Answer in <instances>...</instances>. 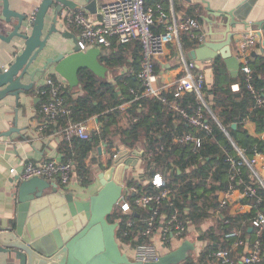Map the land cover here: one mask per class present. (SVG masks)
<instances>
[{
	"label": "trees",
	"instance_id": "16d2710c",
	"mask_svg": "<svg viewBox=\"0 0 264 264\" xmlns=\"http://www.w3.org/2000/svg\"><path fill=\"white\" fill-rule=\"evenodd\" d=\"M157 1L161 3L159 0H146V6H154ZM186 12L192 14V9L188 8ZM193 18L200 20L196 14ZM163 23H156L153 30L155 32L163 31ZM180 42L185 51H189L199 44L187 32L180 34ZM140 59L141 45L138 41L122 44L113 40L110 49L100 54L99 57L100 63L113 74V81H108L106 77L99 78L89 70L83 69L78 74V86L71 89L68 86L65 87L63 95L70 104L71 112L68 117L60 118V121L80 122L96 115L102 122V126L97 130L90 131L86 139L73 137L70 141H63L60 148L63 153L62 158L73 161L74 173L81 185L86 187L95 179L94 165L101 171L105 170L101 163L97 164L96 160L91 157L92 150L101 141L107 145L106 149L109 155L107 166L112 163L113 147L124 146L129 149L141 147L145 153L151 154V158L142 163L143 173L140 180L130 179L127 172L124 176V185L136 184L141 192H152L150 184H144L143 180L155 171L168 173L170 175L169 186L173 189L176 205L180 210L187 208L191 222L198 226L200 222L208 218L210 211L215 212L218 209V193L225 190L230 183L226 157L237 158V152L229 138L206 110L203 113L211 130L208 134L200 132L203 137L198 152L193 153L189 145L175 144L172 141L173 134L176 131L190 130L191 128L183 121L174 124V121L178 120V116L173 111H168L159 99L150 97L135 99V94L131 92V89L141 88L140 82L135 77V73L141 65ZM212 66V85L207 87L204 84L202 91L211 111L229 133L235 145L247 157H250L255 150L264 151V141L251 136L244 128V122L251 119L256 125L257 132L264 131V111L256 107L254 97L247 88V83L250 82L264 97V57L259 55L251 57L252 73L249 80H246V76L241 70L236 77H231L220 57L212 61ZM121 67H126V70L122 73L117 72ZM156 68L158 69V67ZM233 84H237L236 89H232ZM77 90L82 93L74 98L71 97V93ZM179 102L189 112L199 106V102L192 92H186ZM232 124H235L236 127L233 128ZM199 155L203 157V162L198 160ZM151 164H154V169L148 172ZM240 177L245 183L254 181L249 177V172L244 166L241 168ZM137 195L127 196L131 204ZM257 195L261 197L257 208L264 213V190L261 187L257 188ZM253 202L254 199H252ZM132 208V213H124L121 211L120 204L117 203L107 216L109 222L118 224L115 236L120 247L122 243L130 242L131 239L121 236L126 221L134 219L139 224L140 216L146 212L134 206ZM218 211L219 213L216 214L218 223L216 227H213L212 233L197 236L198 240L209 237L212 241L200 251L198 256L192 254L179 264H198L201 261H204L205 264L207 261L209 264H213L207 257L208 253L231 246L232 240L226 239L224 235L232 228H240L242 234L247 235L250 240L256 238L255 229L249 231L250 219L255 214L254 210L236 215L228 214L225 207H220ZM222 218L227 219L228 223H223ZM259 238L264 264V230L260 233Z\"/></svg>",
	"mask_w": 264,
	"mask_h": 264
},
{
	"label": "built area",
	"instance_id": "2783aa9c",
	"mask_svg": "<svg viewBox=\"0 0 264 264\" xmlns=\"http://www.w3.org/2000/svg\"><path fill=\"white\" fill-rule=\"evenodd\" d=\"M169 3L168 9L172 15L170 21L167 19V8L165 9L161 3L146 6V0H103V4L98 10L99 18L97 20L91 19L87 11L83 9H67L61 13L60 21L65 29H76L77 45L81 51L97 47L101 53H104L110 49L113 40L122 44L138 41L141 45V65L136 71L135 77L140 82L141 88L131 89V92L135 94V99L140 97L157 98L167 107L168 111H173L178 116L176 124L180 121L185 122L191 129L176 131L172 136V141L179 145H189L193 153H197L202 144L203 136L200 135V132L208 134L211 130L203 113L206 110L229 138L237 152V158L226 157L228 178L231 183L218 203L221 207L228 205L229 193L234 183L244 185L243 196L255 197L256 189L251 185H246L241 179L240 173L241 168L246 167L252 178L256 179L264 188L262 153L255 150L251 157H247L234 144L226 129L211 111L202 93L205 84L204 75L195 70L196 61L187 59L180 42L182 32L189 33L191 38L198 43L205 41L206 35L201 31L198 20L186 18L178 21L173 13V0H169ZM35 13L36 11L28 18L27 30L30 29ZM160 22H165L164 30L155 32L153 27ZM256 43L257 37L254 32L242 35L239 40L240 70L245 74L246 80L251 78V53ZM168 44H173L176 47V57L182 69V74L172 84L162 83L160 71L156 68L159 63L158 58L164 55ZM236 86L237 84L233 85V88ZM65 87L63 81L47 76L36 91L42 100L39 112L52 122H57L60 118L70 115V104L63 95ZM247 88L254 97L256 107L264 111L263 95L250 82L247 83ZM186 92H192L199 102V106L191 112L181 106L179 102ZM60 132L66 141H70L73 137L86 139L89 135L85 121H68ZM119 149L113 151L111 158ZM127 149L130 156L136 158L135 165L130 166L127 171H130V179L138 180L143 173L139 166L149 160L151 154L145 153L141 147ZM198 160L203 162V157L199 155ZM259 161L261 162L260 168L258 167ZM153 166L154 164L149 166L148 172L154 169ZM73 168L71 159L27 162L23 169L16 173V179L27 180L32 177H42L66 185L71 180ZM9 171L11 174L15 173L14 168H10ZM143 182L150 184L152 192H141L136 184H127L123 187L118 203L124 213H132V206L146 211L140 216L139 224L134 219L126 221L121 236L131 239L130 242L122 243L121 249L132 259L147 263L156 261L163 253L162 250L172 249L173 238L179 239V242L187 238V231L192 222L187 209L180 210L175 203L173 189L169 186L170 175L168 173L155 171ZM130 194L132 196L138 194L132 204L127 199ZM222 219L223 223H228L227 219ZM250 224V228L255 229L256 238L250 240L247 235L242 234L240 228H232L224 235L226 239L232 240L231 246L227 249L210 251L207 257L211 261L221 264H263L259 236L264 230V213L256 211L250 219ZM237 248L242 249V253L238 257L236 255Z\"/></svg>",
	"mask_w": 264,
	"mask_h": 264
},
{
	"label": "water",
	"instance_id": "95a60500",
	"mask_svg": "<svg viewBox=\"0 0 264 264\" xmlns=\"http://www.w3.org/2000/svg\"><path fill=\"white\" fill-rule=\"evenodd\" d=\"M76 0H40L30 26L27 15L13 11L9 0H2L0 9V40L10 44L14 38L20 41L7 62L0 57V101L8 96L15 99L29 92L35 85L36 75L52 67L70 88L79 84V71L87 69L99 78H105L108 70L100 63V49L91 47L79 50L76 35L63 28L59 22L64 10H73L79 5ZM82 6L91 14L96 12L97 0H81ZM207 5V4H206ZM236 9L220 10L224 31L221 39L199 43L187 52V57L196 62H209L220 57L231 77L240 70L238 58L232 54L230 44L237 25L249 27L257 37L261 52H264V21L250 25L248 13H236ZM208 11H212L206 6ZM51 14L47 24V16ZM237 14V15H236ZM4 31V32H2ZM59 35L70 40V52L51 53L60 43L52 44V36ZM255 56V54L253 53ZM179 63V61L177 60ZM27 78L28 82H24ZM97 120V118H96ZM16 120H13V125ZM232 127H236L232 124ZM12 129L9 130V132ZM2 134H6L2 132ZM106 143L97 146L99 155L106 153ZM135 157L122 147L112 156L111 165L97 173L99 186L86 198L73 191H63L52 180L32 177L18 180L15 185L17 210L14 220H0V262L3 264H179L196 249V244L187 238L172 249L163 252L154 262L142 263L132 259L121 249L115 232L116 222L107 220L118 203L124 187V176ZM17 178V177H16ZM49 207V208H47ZM46 218V219H45ZM251 229V228H250Z\"/></svg>",
	"mask_w": 264,
	"mask_h": 264
},
{
	"label": "crops",
	"instance_id": "0c3cea01",
	"mask_svg": "<svg viewBox=\"0 0 264 264\" xmlns=\"http://www.w3.org/2000/svg\"><path fill=\"white\" fill-rule=\"evenodd\" d=\"M39 1L40 0H9V4H10V8L13 11L19 12L21 14H26L27 22H28L29 16L34 11L37 10ZM159 1H161V4L165 9L167 8V19H169L170 21L172 15H171V11L168 9L170 6L169 0H159ZM75 2L79 5L75 9L85 10L82 7L84 5L83 1L76 0ZM157 3L160 2L157 1ZM102 4H103V0H97V9L96 12L93 14L85 10L90 15L91 19L97 20L99 18L98 10L100 9ZM206 4L209 6V8H211L212 11H208L206 9L207 6ZM239 5L240 8L236 11V13L238 12L240 14L248 13L246 20L249 22L250 25L256 24L255 23L256 21H264V0H173V13L178 21L186 18H193L194 14L198 15L200 20L198 19L197 20L199 21L200 29L206 35L205 41H210V40L218 41L222 38L220 34L225 29L224 26L221 24L223 19L221 18V16L220 17L217 16L219 11L224 9H236ZM1 7H2V0H0V9ZM188 8L192 9V14H187L186 10ZM51 14L52 13H50L49 11V15L46 18L47 24L49 23ZM59 22H61L60 19ZM163 24L165 26V22ZM28 26L29 25H27L26 29L28 28ZM233 30L236 34L234 35L233 41L230 44V49L232 54L235 55L240 62L241 54H240L239 40L241 39L242 35L247 33H253V31L249 29V27L245 29L242 25L241 26L237 25ZM69 31L75 34L76 29H69ZM56 42H59L60 45L56 46V48L52 51L51 53L52 57L56 56L59 52H63L64 54H68L70 52V46H72L70 40H65L61 38L59 35L54 34L52 36V44H55ZM19 44L20 41H18V39L16 38H14L10 44H6L0 40L1 60L7 62L11 58L9 57V55L15 50H17L16 46H18ZM183 51L187 57L188 51L185 50ZM253 53L255 55L264 57V52H261L258 44V40L256 46L252 50L251 53L252 56H254ZM187 59L189 60L188 57ZM158 60L159 63H157V67L161 75L160 81L162 83L172 84L176 80V78H178L182 74L181 66L177 62L178 59L176 57V47L173 44L171 45L168 44L165 48L164 55L158 58ZM212 61L205 63L196 62V67H195L196 71L201 72L204 75L205 84L207 85V87L211 86L213 82ZM125 70L126 67H121L117 70V72L122 73ZM47 76H53V78L63 81L66 87L68 86L67 82L59 75L55 74L53 68L50 67L43 74L38 73L36 75L34 87L32 88L31 91L25 92L20 95L17 107L15 104V99L12 96H8L4 100L0 101V220L1 221H5L7 219L8 220L15 219L16 210H17L15 185L18 182V179H16L17 176L16 173H19L27 162H44L48 160L64 161L62 158L63 153L60 151V148L62 147L61 144L63 143V141H65V139L63 138V135L60 132V130L67 124L69 120L65 122H62L60 120L57 122H52L48 120L46 116H44L39 112L42 100L36 91ZM113 78H114L113 74H111V72L108 71L106 75V79L108 81H113ZM24 82H28V79L25 78ZM233 85H232V89H236L237 86L233 88ZM69 89L71 88L69 87ZM81 93L82 91L77 90L76 92L71 93V97L74 98L80 95ZM14 119L16 120L15 125H13ZM85 124L87 126L88 132L97 130L102 126V122L99 121L98 116L96 115L89 117L85 121ZM174 124H176V120L174 121ZM244 128L251 136H254L264 141V131L257 132L256 125L251 119H247L244 122ZM10 129H12V131L9 132ZM2 132H5L6 134H2ZM102 142L104 141H101L99 145ZM121 147L122 146H119L118 148L113 147L112 153L114 150L119 149ZM259 152L262 153L261 158H264V151H259ZM104 155H107V159L105 162L103 160L105 159ZM91 157L96 160L97 164L99 162L102 164L103 167L105 168L107 167L108 158H109L107 149L105 154L99 155L96 147L95 149L92 150ZM259 164H261L260 161L258 163V167L260 168ZM93 167L94 170H96L95 168L96 165H94ZM10 168H14L15 173L11 174V172L9 171ZM139 169L143 171L141 165L139 166ZM74 170L71 175V180L68 184L61 185L57 183L59 188L63 191H73L77 196L82 198H86L90 194H93L96 191L97 187L99 186V182L97 180L98 172H96L95 174V179L88 186L83 187L79 182V180L77 179ZM137 172L138 174H140L139 171ZM249 177L252 178L250 174ZM241 179L243 180V178ZM253 180H254L253 182L245 183V184L253 186L256 189V191L257 188L260 187L262 188V186L256 181V179L253 178ZM230 183L228 184V187L225 190L219 191L217 196V202H219V200L227 192V190L230 187ZM252 183L253 184L255 183L257 186H254L255 184L253 185ZM243 186H244L243 184H237V183L232 184V188L229 193L230 196L228 198V205L225 206L228 214L230 215L247 213L250 212L251 210H254L255 212L259 211L257 208V203L261 201V197L259 195H256L255 197L243 196ZM262 189L264 190V188ZM252 199H254L253 203H252ZM220 207L221 206L218 203V209L215 212L210 211L208 218L200 222L198 226L192 223L191 226L189 227L186 237L187 239L192 240L196 244V249L192 253L193 255L198 256L200 251H202L205 247H207L210 241H212L211 238L209 237L203 240H198L197 236L200 234L207 235L212 233L211 231H213V227H216L218 223L216 214L219 213L218 210L220 209ZM250 230L251 229L249 228V231ZM241 253H242V249L237 248L236 249L237 257L240 256ZM1 257L2 255L0 254V258ZM0 264L3 263L0 262ZM198 264H205V262L201 261ZM207 264H209V261H207ZM213 264H215V262H213Z\"/></svg>",
	"mask_w": 264,
	"mask_h": 264
},
{
	"label": "rangeland",
	"instance_id": "374dc122",
	"mask_svg": "<svg viewBox=\"0 0 264 264\" xmlns=\"http://www.w3.org/2000/svg\"><path fill=\"white\" fill-rule=\"evenodd\" d=\"M104 158L105 159H103L104 160V162L106 161V159H107V155H104ZM109 166H107L105 169H107ZM96 168V170H95V172H99V171H101V170H99L97 167H95ZM129 173L130 174V171H126V173ZM171 243H172V246L173 247H175V246H177L178 244H179V239H177V238H173L172 239V241H171ZM165 251H167V250H162V252H165Z\"/></svg>",
	"mask_w": 264,
	"mask_h": 264
}]
</instances>
